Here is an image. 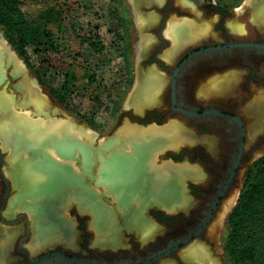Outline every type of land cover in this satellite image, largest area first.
<instances>
[{"label":"crops","instance_id":"1","mask_svg":"<svg viewBox=\"0 0 264 264\" xmlns=\"http://www.w3.org/2000/svg\"><path fill=\"white\" fill-rule=\"evenodd\" d=\"M126 2L129 7L133 25L135 24V27L139 26L141 30H145L147 28H154L155 26L159 25L162 18L159 9L166 4L167 0H161L159 3L155 2L153 4L140 2L138 3V5H133L129 0H126ZM172 3L178 9L194 7L193 12H195L196 14L193 13V17L195 18L183 13L175 14V17L173 16V19L177 22L179 21L185 24H193V27H195L194 30L197 31V33H200L202 35V38L200 39L201 41L196 43L193 42L188 45H177L173 43L174 45L170 46L168 50L163 49L161 54L164 55L161 56L166 63H171L173 60L175 61V59L179 57L180 53L184 49L191 46H196L204 40L212 39V37L208 35L211 34V32L208 33L206 31H203L202 23L200 21V11L196 8L193 0H172ZM239 6L240 10L248 12V21L251 23V25H253L258 33L262 34L264 32V0H242L241 5ZM143 7H148L153 10L144 12L141 10V8ZM135 12H140L141 14L154 13L155 15L157 14V17L156 20H152V22H149L145 25H137L134 19ZM231 14L233 13L231 12ZM238 14L239 16H236L240 17L241 14ZM216 18L218 17L210 19L211 27L216 22ZM226 26L231 33H235L237 35H242L248 30V23H245L239 18H236L235 15H233V17L231 15L226 19ZM154 31L155 30H152V32ZM211 31L216 32L215 29ZM147 38L148 37H143L142 40H139V45L140 42H143L144 44L146 41L150 40L152 42V45H146L147 47L151 46V48H153V43H157L155 35H151V37H149L148 39ZM142 45L138 47L145 46ZM9 47L12 49L10 45ZM178 50L181 51L176 54ZM165 53H167L170 57H166ZM17 57L21 59L18 55ZM261 60L263 61H257L254 63L256 65L257 74L264 77V73L261 67V64L264 63V57ZM21 61L24 63L22 59ZM24 66L26 71L25 75L28 76V79L30 78L29 80L31 83H34V85L36 84L35 88L37 89V91L41 92L43 88L38 83L37 78L34 74H29L28 68L25 63ZM246 72V69L240 66H237L236 68H227L225 70H222L221 72H213V74H211L209 77V87H207V85H204L205 88H210V100L217 103H229V100L225 99L227 97L224 98L222 94L218 93L219 89H221L220 87L228 92L229 90L234 91V88L236 86H241V84L245 82ZM22 79L23 78H19L18 81L20 82L21 80V82H23ZM15 83L16 82H14L13 85ZM248 86L249 89L258 91L260 94L254 98L253 107L250 109L248 117L250 119L249 124H247L245 120L247 117L240 112L243 115L242 119L244 121L246 131L245 144L246 142H248V139L250 140L251 144L257 142L264 143V86L255 83L248 84ZM162 89V87L157 89V91L152 95L154 98H156V102L153 105L143 107L140 104H134L133 106L136 107L137 114L143 115L146 111L152 109L165 111V93L164 91H162ZM150 91L151 90H148L147 94L150 93ZM43 95L45 96V98H47V100H49V98H52L48 93ZM151 98H148L146 100H149ZM228 105L229 104H227V106ZM36 106V104L29 103V110H27L28 113H24L31 121L27 122L28 124L30 123L29 126L33 124L32 126L34 128H38L39 136L37 137L39 138H37L36 136H30L29 134L7 137L5 133L10 132V130L7 128H5L4 130V122L2 123L3 132L0 131V145L2 146V149H9L11 151L7 157L8 163L3 168V174H5V176H8V178L10 179V189L16 192L14 196H10L8 198L5 206V216L7 220H4L5 218L0 219V264H18L26 260L27 255L34 256L55 249H62L68 253L73 254H85V252H88L90 248L97 251L117 252L122 249H127L131 245L127 237L128 233L133 234L135 236V240L141 244L150 243L160 232H162L163 228V224L158 218L153 215L152 211H157L165 214H177L180 212H185L187 208L191 209L196 205L197 199L190 192L189 182L194 185H204L209 179V175L201 163L195 162L193 160L191 161L187 156H183L180 158L173 157L179 154L180 151L184 148L193 149L199 147L204 150L205 154H207V156H209V158H211L217 166H220L223 161L220 149V137L216 133H201L197 131L195 127L187 126L184 121L176 117L167 118L162 123H139L135 121L132 122L130 120L125 121L129 123L130 130H124V122L122 127L120 128L121 135L111 136V138L116 141V146L114 147V149L111 150V148H101L103 143L110 138L107 137L106 139L105 137V141L100 146H98L99 150H97L96 148V150L94 149L91 152L89 140L85 139V153L83 151L81 156V153H79L77 149L75 150V143L72 140L73 137H64L63 133L64 123L71 124L74 123L73 120L67 119V121H59L57 116L58 105L56 104L48 103V106L42 108V111L39 110L38 106ZM224 108L228 109L229 111L233 110L226 106H224ZM41 119L43 120V122L41 121ZM33 120H35L36 122L34 121L33 123ZM51 120H53L54 122ZM57 121L60 125L57 123ZM56 130H58L57 132L59 133H56ZM59 134L61 135V137ZM179 135L182 137H180ZM45 136L50 137V140H44L46 139ZM178 137L180 139H178ZM44 141L48 142H45V144L47 143L46 147L41 146L42 143L43 145H45ZM159 141H162L163 143L161 146ZM27 142L29 143L27 144ZM39 143L40 146L38 145ZM148 143L150 144V146H148ZM151 143L153 145H151ZM157 145L160 147H158ZM23 146L25 147L22 148L23 150L21 151V147ZM30 146L35 149L30 150ZM25 148L29 149L26 150ZM139 148L140 150H138ZM36 149L39 152H37ZM141 149L144 150L142 151ZM24 151L28 155L25 154ZM50 152L53 153V156H51ZM262 154H264V152H260L258 156H261ZM79 156L81 157V159L79 158ZM135 158L139 159L138 162ZM26 165L28 167H26ZM38 168H41V170H38ZM123 173L124 176L126 174L125 177L127 178L123 176ZM150 173L153 174L154 177L151 176ZM49 177H51L52 179ZM60 177H62L63 179ZM53 178L56 179L53 180ZM147 178L149 180L151 178L150 182L149 180L147 181ZM50 179L51 182L49 181ZM116 179L118 180L117 182ZM146 181L149 183H146ZM53 182L56 187L52 185ZM122 183L124 187L121 186ZM145 186L147 188H145ZM148 186H150L151 188ZM52 188H54V190H52ZM91 188L92 190H90ZM129 188H131V191H129ZM176 188H179L178 191H176ZM68 189H71L70 192H67ZM158 190L160 191V193ZM163 191L165 192L163 193ZM131 192L133 193L129 196ZM134 192L136 193V195L140 194L145 198L143 199V197H140V195H138L139 197L136 196ZM175 192L177 194H175ZM84 193H86L85 196ZM120 193L122 194L121 197H123L124 199L120 197ZM126 193L128 196L126 195ZM161 193L164 195H168L169 193L170 194L168 195V197L166 196V198L164 195L162 196ZM154 194H156V197L154 196ZM97 195L99 197H97ZM123 195H126L127 197H124ZM147 195L148 197L146 198ZM131 196L134 203H132L131 201ZM133 196H135L136 199ZM169 196L174 198H171ZM153 197H155V199ZM160 197H165L167 203L170 202V200L171 202L167 204L165 202L166 200L161 201L165 198L162 199ZM176 199H178L179 201ZM191 199L192 201H190ZM159 201H161V203ZM82 203L84 204L82 205ZM171 203H173V206L171 205ZM92 204L93 206H91ZM44 205L48 206L47 209L43 208ZM178 205L181 207H177ZM34 206H36L35 209H33ZM136 206L138 208H136ZM38 207L41 209H38ZM78 207L80 208V210ZM36 208L40 211H38ZM28 210H31V212ZM34 210L38 211L37 214ZM49 210H51L50 213ZM45 212L47 214H44ZM30 213L33 214L31 215ZM42 213L43 216H45V219L47 217L46 220L44 219V217H41V215H38ZM49 214L51 215L50 217H48ZM27 219L30 233L27 239H25L22 243V252H19L17 251V242L26 229ZM43 219L46 222H44ZM53 220H55V222H53ZM80 220H82L83 226L79 225ZM66 221L68 222V225L66 224ZM62 223L64 224L62 225ZM48 224L49 226H52L49 227ZM59 225L62 227H59ZM34 227L36 228V230H38V233L36 230H34ZM87 232L89 233V238L87 245L84 246L82 244V238L83 234ZM10 235L11 237H9ZM35 240L37 242L39 240L42 243H36L34 242ZM1 251L3 253L2 255ZM179 257L181 258L182 255H179ZM163 264L179 263L176 258L167 257L163 260Z\"/></svg>","mask_w":264,"mask_h":264},{"label":"rangeland","instance_id":"2","mask_svg":"<svg viewBox=\"0 0 264 264\" xmlns=\"http://www.w3.org/2000/svg\"><path fill=\"white\" fill-rule=\"evenodd\" d=\"M23 1V9L28 19L38 28L49 29V31L54 32L55 34L54 42L58 45V48L54 53L48 54L46 59L48 63L44 65H50V69L47 73L48 76L43 77L47 79V83L52 87L60 90L61 84L64 81L63 75L67 74L68 85L70 84L69 89L72 91L73 95H68V92L65 93L69 97L67 98L68 103L73 111H67L64 109L54 98H49L48 101H50V104L58 105L57 116L59 120L62 119L60 121H65L66 119L73 120L75 124H78V126L84 130V133L86 132V136H81L80 138H78L79 136H77V134H74V136L84 141L85 139H88L91 152L94 149L96 150V148L99 150L98 146L105 141V137L106 139L107 137L110 138L103 143L101 148L114 149L116 141H114L111 136L121 135L120 128L125 121L130 120L134 122V120L146 119L145 116H143L146 112L143 115L137 114L136 107L133 105L140 104L143 107L152 105L156 102V98L152 95L161 87L163 88L162 91L165 93L164 102L166 110L162 113L154 112L152 117L159 121L163 118H167V116L176 117L184 121L187 126L191 124L190 126H197L200 130L214 132L220 137V149L223 158L220 166H217L216 163L205 154L203 149H187V151L191 153L192 158L201 161V164L209 175V179L204 185H195L194 191L198 196H196L198 199L195 207L192 209L187 208L185 212H180L179 214L168 215L169 226L165 227L163 224L162 232H160L150 243L141 244L135 240L133 234L128 233L127 237L130 240L131 245L127 249H122L119 252H96L92 250L90 253L85 252V254L88 253V256L91 258L93 257L98 260L103 259L109 263L120 259L135 260L138 257H145L152 251L165 246L170 239L187 235L189 230H193L197 225L201 224L204 210L208 209V205L216 196L219 188L218 185L226 180L228 170L232 165L234 154L237 150L236 138L238 135L237 125L229 122L224 117H189L183 113L174 111L169 105L170 87L168 83L170 81V74L174 70L177 61L175 59V61L173 60L171 63H166L164 60H161L162 58L158 60L156 58L157 52H160V56L164 55L161 54L163 49L168 50L176 41L179 42L178 30L171 28V21L177 23V21L173 19V16L175 17V14L184 13L193 17V13H195L193 12L194 7L178 9L172 3V0H167L166 4L159 9L162 15L159 25L154 28L151 27L141 30L139 26L135 27V24L133 25L126 0H67L65 4H63V0ZM129 1L131 2V0ZM140 2L153 4L155 2L159 3V0H136L137 4ZM193 2L196 8L200 11V21L202 23L203 31L208 33L211 32V34L208 35L212 37V39L204 40L198 45L211 46L216 43L264 40V32L262 34L258 33L248 21V12L240 10L239 5H241L242 0H220L218 4L216 1L209 2L208 0H193ZM237 8H239V10ZM59 9L60 11L62 10L61 13H58ZM141 10L148 12L153 9L143 7ZM66 12L68 15L67 18L64 19L62 16ZM220 12L224 13V16L221 15ZM231 12L233 14H231ZM139 13L140 12H137V15ZM238 13L241 14L240 17L236 16H239ZM144 15L146 16L149 14H142V16ZM231 15L232 17L235 15L236 18L248 23V30L244 34L237 35L229 31L226 26V19ZM214 17L218 18H216V22L211 27L210 19H213ZM134 19L137 25H140L137 21L139 19L135 18V13ZM71 23L74 24L75 31L81 30L83 34H89V32L93 30L92 33L96 36L95 40L98 41L102 47L100 49L102 52L100 55H94L95 53H92L90 45H81L78 43L74 33H71L73 31V26H70ZM147 23L149 22L141 25ZM186 25L187 30L185 31H187L188 36L191 35L192 32L197 33V31L194 30L195 27H193V24ZM214 29L216 32L211 31ZM152 30L155 31L152 32ZM1 35H3V32L0 29V36ZM151 35H155L157 43H153V48H151V46L147 47L146 45H152L150 40H148L147 43H144L145 46L143 48H145V53L139 58L137 49L138 46L143 44V42H140L139 45V40H142L143 37L149 38ZM127 43L130 45L129 54L124 58V56L120 54L124 53ZM45 44L41 48L49 46V42ZM28 52L32 57L33 65L37 67L38 56L40 55L33 53L30 48L28 49ZM255 54L256 51L254 49L237 48L228 51L225 55H220L217 50L209 49L192 56L181 65L178 77V106L186 109L197 107L200 110L215 105L220 107L226 106L233 109L232 111L234 114H239L241 118L243 115L246 116L247 118L245 120L247 124H249V112L253 107L254 98L260 94L258 91L249 89V86L244 82L241 86H236L234 91L229 90L228 92L220 87L221 89H219L218 93L222 94L224 98L227 97L225 99H228L229 103H217L210 100V88H205L204 85L209 87V77L217 70L221 72L222 70H225V68H236L242 64L244 60L251 61L252 63L263 61L261 60V57H257ZM41 58L43 59V56H40V59ZM91 59L93 61L89 64L88 61ZM73 60L76 62H73ZM261 67L264 73V63L261 64ZM85 71H92V73H87ZM249 71L250 72H248L246 76L248 81L245 80L248 84L255 83L252 79L253 77L264 80L259 78L260 76L256 71ZM28 72L29 74H34L29 68ZM90 74H94L92 82H89L91 80L88 79V75ZM137 76L139 78H137ZM18 80L19 79H17V81L14 80L13 83H17ZM12 86H7V91L12 95L15 94V103L12 104V106H14L13 109L15 110H8L6 108L5 110H2L3 116L7 117L12 111H17L16 113H20L24 116L26 115L24 112L28 113L27 110H29V105H27V103L25 105L24 103L22 104L25 99L23 93L20 90L18 91V89H15L13 84ZM148 90L151 91L147 94ZM41 93L46 94L47 92L43 88ZM148 98L151 99L146 100ZM227 104L229 105L227 106ZM78 114H85L91 117L90 119L92 121L89 122V124L80 119L77 116ZM26 118L27 116L25 119ZM10 128L11 127L7 129L10 130ZM129 128L130 127H128V129ZM37 130H29L28 134L30 136H36V134L39 133ZM10 152L9 149L3 150L0 145V170L2 173H4V166L8 163L7 157ZM260 152H264V143L257 142L251 144L249 139L246 144L244 142V151L240 159L238 172L229 186L227 194L222 198L219 206L216 208L208 226L199 236L183 245L178 251L176 250L172 253V258H176L179 264H189L183 256L180 258L179 255H181V250L183 248L195 243H202L214 248L216 251L218 250L217 252L221 264H227L223 251V234L225 231L226 218L237 201L247 168L254 160L260 157L258 156ZM263 155L264 154L261 156ZM3 175L4 176L0 174V219L5 218L4 220H7L5 216V206L8 198L14 196L16 192L10 189V179L8 176H5V174ZM236 191L237 196L235 202L220 220L217 233L213 236L210 231V226L214 221L216 214L219 212L222 203ZM27 222L28 219L26 220V229L22 234L23 238L28 237L30 233ZM79 225L83 226L82 220L79 221ZM88 238L89 233H84L82 238V243L84 245H87ZM18 248L23 250L22 242L18 244ZM154 264H163V260L156 261Z\"/></svg>","mask_w":264,"mask_h":264},{"label":"trees","instance_id":"3","mask_svg":"<svg viewBox=\"0 0 264 264\" xmlns=\"http://www.w3.org/2000/svg\"><path fill=\"white\" fill-rule=\"evenodd\" d=\"M63 1V4L67 2V0ZM208 1L213 2V0ZM215 1L217 4L220 2V0ZM23 6V0H0V29L3 36L26 66L34 72L41 87L64 109L73 111L67 99L68 95H73L69 89L67 74L63 75L64 81L60 90L52 87L43 77L48 76L47 73L50 69V65H44L48 63L46 60L48 54L54 53L58 48L54 42L55 34L49 29H40L35 26L28 19ZM58 11V13L62 12L60 9ZM220 13L224 16V13ZM67 15L66 12L62 17L66 19ZM70 26H73L71 33H74L79 44L90 45L94 55L102 53L100 50L102 47L95 40L96 36L92 33L93 30L89 34H83L81 30L75 31L73 23ZM46 40L49 42V46L41 48L47 43ZM129 47L130 45L127 43L124 53L120 54L124 58L129 54ZM29 48L33 53L43 56V59L38 56L37 67L32 63V57L28 52ZM92 61L91 59L88 63L90 64ZM73 62L76 61L73 60ZM85 72L92 73V71ZM93 78L94 74L88 75V79L91 80L89 82H92ZM253 79L256 80L255 77ZM65 92L69 94L66 95ZM77 116L87 123L92 121L91 117L85 114ZM223 251L227 264H264V155L254 160L247 168L237 201L226 218Z\"/></svg>","mask_w":264,"mask_h":264},{"label":"bare ground","instance_id":"4","mask_svg":"<svg viewBox=\"0 0 264 264\" xmlns=\"http://www.w3.org/2000/svg\"><path fill=\"white\" fill-rule=\"evenodd\" d=\"M161 0H159V2H160ZM178 1V0H177ZM179 1H183V0H179ZM131 2L133 3V5H138L137 3H136V0H131ZM238 10H239V8H238ZM156 17H157V14L155 15V14H149V15H144V16H142V14H138L137 15V12H135V18H138L139 20H137L138 21V23L139 24H144V23H146V22H150V21H152V20H155L156 19ZM233 21V20H232ZM231 21V22H232ZM233 23V22H232ZM230 24V23H229ZM231 26V25H230ZM179 29H178V28ZM171 28L173 29H177L178 30V37H179V42L178 41H176L175 42V44H177V45H188V44H190V43H196V42H199V41H201L200 39L202 38V35L200 34V33H194V32H192L191 33V35H189L188 36V33H187V31H185V30H187V25L185 24V23H183V22H172L171 21ZM206 35V34H205ZM184 39V40H183ZM146 41V40H145ZM145 43H147V41L145 42ZM145 45V44H144ZM144 45H142V46H144ZM181 50H178L177 52H176V54L177 53H179ZM144 53H145V48H143V47H138V49H137V54H138V56H139V58H141L143 55H144ZM165 56L166 57H170V56H168V54H166L165 53ZM141 70V69H140ZM139 71V70H138ZM141 72V71H140ZM26 74V71H25V66H24V64H23V62L21 61V59H19L18 57H17V55L14 53V51L9 47V45H8V43H7V41H6V39L3 37V36H0V88H1V90H0V131L1 132H3V128H4V130H5V128H9V127H11L10 128V132H6L5 133V135L7 136V137H13V136H16L17 134H18V136L22 133V134H28V131L29 130H33V129H36L37 130V128H34L32 125L33 124H31V126H29V124L27 123L28 121H30L29 119H25V117H26V115H22V114H20V113H16V112H10L9 113V115L7 116V117H4L3 116V113H2V110H5L6 108L8 109V110H11V109H13V107L14 106H12V104L13 103H15V98H14V95H12V94H10L8 91H7V86H12V84H13V81L14 80H16L17 81V79H19V78H23L22 79V81L23 82H21V80H20V82L18 81L17 83H15L14 84V88L15 89H18V91L20 90L22 93H23V95H24V97H26L25 99H24V101L22 102V104L24 103V105L27 103L28 105H29V103H31V104H36L38 107H39V110H41L42 111V108H44V107H47L48 106V103H49V101L47 100V98H45V96L43 95V94H41V92L40 91H37V89L35 88L36 86V84L34 85V83H31L30 82V78L28 79V76H26L25 75ZM140 75V74H139ZM146 76V75H145ZM155 76L157 77V75L155 74ZM149 77V76H148ZM137 78H139L138 76H137ZM143 78V77H142ZM147 78V77H146ZM158 78V77H157ZM34 81V80H33ZM142 81V80H141ZM144 81V80H143ZM147 81V80H146ZM35 82V81H34ZM150 85V84H149ZM13 87V86H12ZM139 87V86H138ZM11 88V87H10ZM11 90V89H10ZM16 93V92H15ZM23 97V96H22ZM132 99V98H131ZM25 100H27V101H25ZM21 101V100H20ZM18 102V101H17ZM36 106V107H37ZM34 108V107H33ZM48 109V108H47ZM15 110V109H14ZM43 111H45V110H43ZM47 111V110H46ZM48 112V111H47ZM34 113V112H33ZM32 113V114H33ZM46 114V113H45ZM44 114V115H45ZM35 115V114H34ZM46 117V116H45ZM44 117V118H45ZM49 117V116H48ZM39 118V117H38ZM36 120V119H35ZM35 120H33V123H34V121ZM59 120V119H58ZM60 120H62V119H60ZM59 120V121H60ZM41 121L43 122V120L41 119ZM51 121H53V120H51ZM56 121V120H55ZM66 121H67V119H66ZM4 122V124H5V126L2 128V123ZM31 122V121H30ZM36 122V121H35ZM49 122H50V120H49ZM54 122V121H53ZM69 122V121H68ZM38 123V122H37ZM36 123V124H37ZM41 123V122H40ZM57 123H58V121H57ZM39 124V123H38ZM59 124V123H58ZM57 124V125H58ZM60 125V124H59ZM129 125V123H127V122H125V129H127V130H130V128L128 129V127H130V126H128ZM55 127H57V126H55ZM133 128H135V127H133ZM258 128V127H257ZM13 129H14V131H13ZM60 129V128H59ZM58 129V130H59ZM17 130H18V132H17ZM58 130H56V133H59V132H57ZM38 131V130H37ZM63 133H64V137H68V138H71V137H73L72 138V140L74 141V143H75V150L77 149V151L79 152V153H81V156H82V153H83V151H84V153H85V141L84 140H80V139H78V138H80L81 136H86L85 135V133H84V130L80 127V126H78V124H75V123H71V124H67V123H64V125H63ZM54 134V133H53ZM74 134H77V136H79L78 138H76L75 136H74ZM60 135V134H59ZM150 135H151V133H150ZM155 135V134H154ZM185 135V134H184ZM33 136V135H32ZM37 136H39V133H37L36 134V137ZM56 136V135H55ZM180 136V135H179ZM186 136V135H185ZM184 136V137H185ZM28 137V136H27ZM44 137V136H43ZM43 137H41V138H43ZM46 137V136H45ZM60 137H61V135H60ZM180 137H182V136H180ZM30 138V137H29ZM37 138H39V137H37ZM36 138V139H37ZM50 137H46V139H44V140H50L49 139ZM53 138V137H52ZM57 138V137H56ZM20 139V138H19ZM178 139H180L179 137H178ZM187 139V138H186ZM41 140H43V139H41ZM55 140H57V139H55ZM24 141V140H23ZM27 141H28V139H27ZM163 141V140H162ZM162 141H159L160 142V146L163 144L162 143ZM179 141V140H178ZM25 142V141H24ZM45 142H47V141H44V144H45ZM158 142V141H157ZM177 142V141H176ZM29 142H27V144H28ZM40 143H41V141H40ZM40 143L38 144L39 146H40ZM48 143V142H47ZM46 143V144H47ZM50 143V142H49ZM70 143H72V142H70ZM26 144V143H25ZM46 144L45 145H43V143H42V145L41 146H44V147H46ZM149 144V143H148ZM147 144V145H148ZM22 145V144H21ZM20 145V146H21ZM23 145H24V143H23ZM33 145V144H32ZM31 145V146H32ZM37 145V144H36ZM151 145H153L152 143H151ZM30 146V147H31ZM38 146V147H39ZM146 146V145H145ZM148 146H150V144L148 145ZM158 146V145H157ZM160 146H158V147H160ZM25 146H23V147H21V151L23 150L22 148H24ZM29 147V146H28ZM35 147V146H34ZM40 148V147H39ZM42 148V147H41ZM84 148V149H83ZM20 149V148H19ZM26 150H28L27 148H25ZM35 149V148H34ZM33 149V147H31V149L30 150H34ZM29 150V151H30ZM138 150H140V148L138 149ZM142 151L144 150V149H141ZM29 151H27V152H29ZM36 151H37V149H36ZM37 152H39V151H37ZM52 152V151H51ZM50 152V153H51ZM24 153L25 154H27L25 151H24ZM137 153V152H136ZM142 154V153H141ZM146 154V153H145ZM150 154V153H149ZM152 154V153H151ZM28 155V154H27ZM154 155V154H153ZM51 156H53V153H51ZM56 156V155H55ZM147 157V156H146ZM79 158L81 159V157L79 156ZM130 158V157H129ZM139 158V157H138ZM138 158H135L136 160H137V162H138ZM148 158V157H147ZM50 159H52V158H50ZM141 159H142V157H141ZM144 159V158H143ZM88 160V159H87ZM144 161V160H143ZM145 161H146V159H145ZM64 162H66V161H64ZM68 162V161H67ZM82 162V161H81ZM140 162V161H139ZM31 163V162H30ZM85 163H86V161H85ZM142 163V162H141ZM32 164V163H31ZM84 164V163H83ZM19 165V164H18ZM70 166V165H69ZM15 167V166H14ZM22 167V166H21ZM26 167H28L27 165H26ZM38 167H40V166H38ZM150 167V166H149ZM67 168V167H66ZM81 168H83V167H81ZM124 168V167H123ZM37 169V168H36ZM41 170V168H38V170ZM88 169V168H87ZM105 170V169H104ZM108 170V169H107ZM148 170H149V168H148ZM148 170H147V172H148ZM123 171H124V169H123ZM91 172V171H90ZM93 172V171H92ZM131 172V171H130ZM125 173V172H124ZM124 173H123V176H124ZM145 173V172H144ZM104 174H106V173H104ZM143 174V173H142ZM151 174V173H150ZM42 175V174H41ZM94 175V174H93ZM103 175V174H102ZM118 175V174H117ZM116 175V176H117ZM107 176V175H106ZM113 176V175H112ZM125 176H126V174H125ZM124 176V177H125ZM139 176V175H138ZM150 176V175H149ZM149 176H148V178H149ZM151 176H153V174H151ZM197 176V175H196ZM201 176V175H200ZM52 177H54V176H52ZM142 177H143V175H142ZM147 177V176H146ZM146 177H145V179H146ZM154 177V176H153ZM49 178H51V177H49ZM48 178V179H49ZM58 178V177H57ZM60 178H62V177H60ZM125 178H127V177H125ZM125 178H124V180H125ZM147 178V181L149 180ZM199 178H201V177H199ZM52 179V178H51ZM51 179L49 180L50 182H51ZM54 179H56V178H53V180ZM63 179V178H62ZM120 179V178H119ZM59 180V179H58ZM110 180V179H109ZM121 180V179H120ZM150 180H151V178H150ZM150 180H149V182H150ZM56 181V180H55ZM118 180L116 179V182H117ZM146 181V183H149V182H147ZM60 182V181H59ZM59 182H57V183H59ZM177 182V181H176ZM153 183V182H152ZM175 183V182H174ZM157 184H158V182H157ZM176 184V183H175ZM53 186H55L54 185V182H53V184H52ZM145 185V184H144ZM147 185V184H146ZM156 185V184H155ZM121 186H123V183H122V185ZM139 186V185H138ZM56 187V186H55ZM116 187V186H115ZM124 187V186H123ZM123 187H121V188H123ZM148 187H150V186H148ZM153 187V186H152ZM157 187V186H156ZM167 187V186H166ZM169 187V186H168ZM172 187V186H171ZM145 188H147L146 186H145ZM151 188V187H150ZM155 188V187H154ZM174 188V187H173ZM130 190L129 191H131V188H129ZM139 189H141V188H139ZM138 189V190H139ZM144 189V188H143ZM149 189V188H148ZM153 189V188H152ZM177 189V188H176ZM179 189V188H178ZM178 189L176 190V191H178ZM52 190H54V188H52ZM59 190V189H58ZM71 190V189H70ZM70 190L68 189L67 190V192L69 191L70 192ZM90 190H92V188L90 189ZM116 190V189H115ZM118 190V189H117ZM128 190V189H127ZM138 190H136V191H138ZM156 190V189H155ZM128 191V192H129ZM135 191V192H136ZM142 191V190H141ZM159 191V190H158ZM60 192V191H59ZM119 192H121V191H119ZM125 192H127V191H125ZM134 192V193H135ZM165 191H163V193H164ZM185 192V191H184ZM82 193V192H81ZM86 193H87V191H86ZM86 193H84V196H85V194ZM133 192H131L130 194H129V196L132 194ZM140 193V192H139ZM142 193V192H141ZM157 193V192H156ZM159 193H160V191H159ZM174 193V192H173ZM230 193V192H229ZM121 194V193H120ZM143 194V193H142ZM145 194V193H144ZM162 194V193H161ZM170 194V193H169ZM168 194V195H169ZM172 194V193H171ZM175 194H177L176 192H175ZM73 195V194H72ZM88 195V194H87ZM90 195V194H89ZM99 195V194H98ZM97 195V197H99ZM103 195V194H102ZM102 195H101V197H102ZM126 195H127V193H126ZM125 195V196H126ZM135 195H136V193H135ZM138 195H140V194H138ZM138 195H136V196H138ZM156 194H154V196H155ZM164 194H162V196H163ZM168 195H164L165 197L167 196L168 197ZM174 195V194H173ZM183 195H184V193H183ZM188 195V194H187ZM122 196V194L120 195V197ZM124 196V195H123ZM124 196V197H125ZM128 196V195H127ZM126 196V197H127ZM159 196V195H158ZM182 196V195H181ZM236 196H237V191L236 192H234L227 200H223L222 202V205H221V207H220V210H219V212L216 214V216H215V218H214V221L212 222V224H211V226H210V231H211V234L213 235V236H215L216 235V233H217V230H218V226H219V222H220V220L223 218V216L228 212V210L231 208V206L233 205V203L235 202V199H236ZM89 197V196H88ZM94 197H96V196H94ZM93 197V198H94ZM107 197V196H106ZM134 198H135V196H133ZM139 197V196H138ZM137 197V198H138ZM140 197H143V199L145 198L144 196H141L140 195ZM148 197V195L146 196V198ZM156 197V196H155ZM155 197H153L154 199H155ZM165 197H163V198H165ZM166 197V198H167ZM169 197H171V196H169ZM184 197V196H183ZM187 197H190V196H187ZM121 198H123V197H121ZM131 198V201H132V203H134L133 202V199H132V196L130 197ZM129 198V199H130ZM160 198H162V197H160ZM162 198V199H163ZM166 198L165 199H163V200H161V201H164V200H166ZM171 198H174V197H171ZM186 198V197H185ZM69 199V198H68ZM71 199V198H70ZM74 199H76V198H74ZM91 199V198H90ZM105 199V198H104ZM124 199V198H123ZM136 199V198H135ZM152 199V198H151ZM226 199V198H225ZM77 200H79V199H77ZM82 200V199H81ZM89 200V199H88ZM126 200V199H125ZM142 200V199H141ZM169 200V199H168ZM176 200H178V199H176ZM70 201V200H69ZM92 201V200H91ZM121 201V200H120ZM143 201V200H142ZM161 201H159L160 203H161ZM179 201V200H178ZM190 201H192V199L190 200ZM189 201V202H190ZM16 202V201H15ZM19 202V201H18ZM102 202V201H101ZM145 202V201H144ZM166 203H167V200L165 201ZM170 202H171V200H170ZM170 202H168V203H170ZM61 203V202H60ZM89 203H92V202H89ZM143 203V202H142ZM167 203V204H168ZM176 203V202H175ZM178 203V202H177ZM183 203V202H182ZM69 204V203H68ZM84 203H82V205H83ZM88 205V204H87ZM95 205H96V203H95ZM130 205H131V203H130ZM135 205H136V203H135ZM171 205L173 206V203H171ZM175 205V204H174ZM45 206V205H44ZM43 206V208H46L47 209V207L48 206H45L44 207ZM61 206V205H60ZM66 206V205H65ZM68 206V205H67ZM90 206V205H89ZM88 206V207H89ZM91 206H93V204L91 205ZM166 206V205H165ZM171 206V207H172ZM183 206V205H182ZM186 206H187V204H186ZM189 206V205H188ZM35 207L36 206H34V208L33 209H35ZM41 207V206H40ZM62 207V206H61ZM88 207H87V209H88ZM177 207H181V206H177ZM42 208V209H43ZM79 208V207H78ZM136 208H138L137 206H136ZM37 209V208H36ZM38 209H41V208H39L38 207ZM37 209V210H38ZM79 210H80V208H79ZM28 211H30L31 212V210H28ZM35 211V210H34ZM38 211H40V210H38ZM38 211H35V213L37 214V212ZM50 211L51 210H49V213H50ZM55 211H56V207H55ZM55 211H54V213H55ZM63 211V210H62ZM48 212V211H47ZM66 212V211H65ZM65 212H64V214H65ZM102 212V211H101ZM31 214V213H30ZM33 214V213H32ZM31 214V215H32ZM44 214H47L46 212L44 213ZM39 216L41 215V217H44V219H45V216H43V213L42 214H38ZM51 215L49 214V216L48 217H50ZM54 216V215H53ZM65 216V215H64ZM34 217V216H33ZM38 217V216H37ZM55 217V216H54ZM53 217V218H54ZM52 218V217H51ZM51 218H50V220H51ZM44 219H43V221H44ZM46 219H47V217H46ZM45 219V220H46ZM55 219V218H54ZM61 219V218H60ZM59 219V220H60ZM57 220V219H56ZM98 220H99V218H98ZM40 221H41V219H40ZM48 221H49V219H48ZM48 221H47V223H48ZM44 222H46V221H44ZM53 222H55V220H53ZM37 223H39V222H37ZM61 223V222H60ZM59 223V224H60ZM68 222L66 221V224H67ZM57 224V223H56ZM64 223H62V225H63ZM70 224V223H69ZM35 225V224H34ZM68 225V224H67ZM46 226H47V224H46ZM48 226H49V224H48ZM50 226H52V225H50ZM49 226V227H50ZM56 226V225H55ZM40 227V226H39ZM59 227H62V226H60L59 225ZM64 227V226H63ZM66 227V226H65ZM36 228H37V225H36ZM36 228L34 227V230H36ZM45 228V227H44ZM44 228H42V229H44ZM56 228H58V227H56ZM55 229V228H54ZM47 230V229H46ZM147 230V229H146ZM37 231V233H38V230H36ZM55 231V230H54ZM36 233V232H35ZM146 233V232H145ZM17 234V233H16ZM13 235V234H12ZM48 235H49V232H48ZM145 235V234H144ZM32 236H34V235H32ZM44 236H46V235H44ZM9 237H11V235L9 236ZM12 237H14V236H12ZM49 237V236H48ZM8 238V237H7ZM11 239H13V238H11ZM53 239V238H52ZM2 240V239H1ZM32 240V239H31ZM34 240V239H33ZM107 240V239H106ZM199 240V239H198ZM45 241V240H44ZM112 241V240H111ZM11 242V241H10ZM34 242H36V243H39V242H41V241H39L38 240V242L35 240ZM33 242V243H34ZM42 243V242H41ZM115 243V242H114ZM31 245V244H30ZM218 247V246H217ZM216 247V248H217ZM1 250V249H0ZM218 251V250H217ZM214 248H211V247H209V246H207V245H205V244H202V243H195V244H190L189 246H187V247H185V248H183L182 250H181V255L184 257V259H186L187 261H188V263L189 264H221V261H220V258H219V256H218V252H217ZM220 252V251H219ZM3 253H2V251H1V255H2Z\"/></svg>","mask_w":264,"mask_h":264},{"label":"flooded vegetation","instance_id":"5","mask_svg":"<svg viewBox=\"0 0 264 264\" xmlns=\"http://www.w3.org/2000/svg\"><path fill=\"white\" fill-rule=\"evenodd\" d=\"M238 42H255V43H264V40L262 39L261 41H238ZM230 43H237V42H229V43H216V44H213V45H196V46H191V47H189V48H186V49H184L181 53H180V55H179V57L176 59V65H175V67H174V70L171 72V74H170V81H169V87H170V102H169V105H170V107L174 110V111H177V112H179V113H183V112H181V111H179L178 110V108H182V109H186V108H184V107H180V106H178V77H179V74H180V70H181V65L184 63V62H186L188 59H190L192 56H194V55H196V54H199V53H201V52H203V51H205V50H209V49H212V50H217L219 53H220V55H225L228 51H232L233 49H237V48H243V49H254L255 51H256V54H255V56H257V57H261V58H263L264 57V53L263 52H258L257 51V49L256 48H245V47H228V44H230ZM193 48V49H192ZM191 49V50H190ZM162 51V50H161ZM159 53V54H158ZM178 54V53H177ZM156 58L159 60V59H161L162 57L160 56V52H157V56H156ZM161 60H163V58L161 59ZM240 67H242V68H245L246 69V74H245V80L246 81H248L247 79H246V76H247V73L248 72H250L249 70H252V71H256V65H255V63L253 62H251V61H247V60H244L243 62H242V64H240L239 65ZM225 69H227V68H225ZM218 71V70H217ZM216 72V71H215ZM169 73V72H168ZM167 73V74H168ZM169 75V74H168ZM260 76V75H259ZM252 77V76H251ZM259 78H261V79H264V77L263 76H260ZM253 79V78H252ZM255 79L256 80H254L253 79V81L256 83V84H258V85H263L264 86V83H261V82H264V80H260V79H257L256 77H255ZM173 80H174V85H173ZM244 82L246 85H248V82ZM165 100V99H164ZM154 102V101H153ZM155 103V102H154ZM153 103V104H154ZM152 104V105H153ZM193 109H196L198 112H199V115H187V114H185V113H183L184 115H187V116H189V117H202V116H207V117H211V116H215V117H224V118H226L229 122H231V123H235V121H233V120H231L230 119V117L229 116H237V117H239L240 119H241V121H242V123H243V127H244V131H245V126H244V121L242 120V118H241V116L239 115V114H234V112H232V111H229L228 109H225L224 108V106L223 107H220V106H218V105H215V106H213V107H210V108H204V109H198L197 107H193V108H191V109H186V110H193ZM206 109H217V110H220L221 112H223L224 113V116H218V115H215V114H213V113H209V114H202V112L204 111V110H206ZM154 112H165V111H158V110H155V109H152V110H149V111H146V113H145V115H143V116H145V118L146 119H143V120H134L135 122H139V123H148V122H156V123H162V122H164L167 118H170V117H172V116H167V118H163L162 120H156V118H154V117H152V115H154L153 113ZM229 115V116H228ZM236 125H237V123H235ZM191 125V124H190ZM189 125V126H190ZM191 127H195L196 128V130L197 131H199V132H201V133H208V131L207 130H200V128H198L197 126H191ZM238 131H239V127H238V125H237V134H238ZM245 137H246V131H245V135H244V137H243V140H244V142H245ZM237 150H236V153L234 154V159H233V161L235 160V158H236V155H237V152H238V142H239V137H238V135H237ZM196 148H199V147H196ZM193 149H195V148H193ZM189 150H192V149H189ZM243 151H244V146H243ZM243 151H242V153H243ZM242 153H241V156H242ZM183 156H187L188 158H189V160H193V161H195V162H199V163H201V161L200 160H198V159H195V158H192V155H191V153H189L188 151H187V149L186 148H184V149H182L181 151H180V153L179 154H177L176 156H174L173 158H180V157H183ZM240 159H241V157H240ZM233 161H232V164H233ZM239 163H240V161H239ZM204 167V166H203ZM232 167V165L230 166V168ZM229 168V169H230ZM238 168H239V165H238V167H237V169H236V173H235V175H234V177H233V179H232V181L230 182V184H229V186L231 185V183L233 182V180H234V178H235V176H236V174H237V172H238ZM228 175H229V170H228ZM228 175H227V178H226V180H224L223 181V183L222 184H219L218 185V190H217V193H216V196L214 197V199L212 200V202L208 205V209L207 210H204V216L202 217V219H201V224H199V225H197L196 227H195V229H193V230H189L188 231V234L187 235H189V232H191V231H194V230H196L197 229V227H199V226H202V221H203V219L204 218H206L207 217V214H206V212L207 211H210V210H212V204H213V202L215 201V199L217 198V197H219V201L217 202V204H216V207L212 210V216L210 217V219H209V221H208V224H209V222H210V220H211V218L213 217V215H214V212H215V210H216V208L219 206V204H220V201L222 200V198L227 194V192H228V189H229V186L226 188V190H225V193H224V195H222V196H219V192H221L222 190H223V188H224V186H225V184H226V181H227V179H228ZM196 186H200V185H196ZM189 189H190V192H191V194H193L195 197L197 196V194H196V192L194 191L195 190V185L194 184H192V183H190L189 182ZM198 197V196H197ZM196 197V199H198ZM196 206V205H195ZM194 206V207H195ZM193 208V207H192ZM191 208V209H192ZM152 213H153V215L156 217V218H158L159 220H160V222L162 223V224H164V226L166 227H168L169 226V220H168V215H174V214H165V213H160V212H157V211H152ZM177 214H179V213H177ZM208 224H207V226H208ZM206 226V227H207ZM206 227H204L203 229H202V231L206 228ZM201 231V232H202ZM200 232V233H201ZM187 235H184V236H178V237H185V236H187ZM200 235V234H199ZM199 235H197V236H199ZM197 236H193V238L191 239V240H193L195 237H197ZM25 239H27V237L26 238H23V236L21 235L20 236V238H19V241L17 242L18 244L19 243H23V241L25 240ZM176 239V238H175ZM171 240V239H170ZM169 240V241H170ZM191 240H189L188 242H190ZM130 241V240H129ZM169 241L167 242V244L169 243ZM187 242V243H188ZM187 243H185V244H187ZM83 244V243H82ZM166 244V245H167ZM185 244H181L180 245V247L178 248V249H175L174 251H172L171 252V254L170 255H168V256H166V257H163V258H161L162 260H164L165 258H167V257H172V253L173 252H175L176 250L178 251L179 249H181V247L183 246V245H185ZM84 245V244H83ZM165 245V246H166ZM84 246H86V245H84ZM164 247V246H163ZM162 248V247H161ZM160 249V248H159ZM92 250H94V249H89V251H88V253H90V251H92ZM17 251H19V252H22V250H20L19 248H18V245H17ZM94 251H96L97 252V250H94ZM156 251V250H155ZM52 252H62V253H64V254H66V255H68V256H75V257H79V258H84V259H96V258H91L90 256H88L89 254L87 253V254H73V253H68V252H66V251H64V250H62V249H55V250H50V251H46V252H43V253H40V254H38V255H34V256H29V255H27V257H26V260H24L23 262H21V263H18V264H27V263H29L30 261H31V259L32 258H35V257H40V256H42V255H46V254H50V253H52ZM98 252H106V251H98ZM119 252V251H118ZM153 252V251H152ZM150 254V253H149ZM147 256V255H146ZM145 256V257H146ZM145 257H138V258H142L143 260H145ZM137 259V258H136ZM161 259H159V260H161ZM96 260H98V259H96ZM101 260H103V259H101ZM159 260H156V261H159ZM100 261V260H99ZM156 261H153L152 263H150V264H154Z\"/></svg>","mask_w":264,"mask_h":264},{"label":"water","instance_id":"6","mask_svg":"<svg viewBox=\"0 0 264 264\" xmlns=\"http://www.w3.org/2000/svg\"><path fill=\"white\" fill-rule=\"evenodd\" d=\"M228 47H245V48H256L258 52L264 53V43H255V42H237V43H230ZM174 85V80H173ZM179 111L187 114V115H199V112L196 109L193 110H186L182 108H178ZM213 113L218 116H224V113L217 109H206L202 112V114H209ZM229 116V115H228ZM231 120L235 121L239 127L238 131V152L236 155L235 160L233 161L232 167L229 169L228 179L226 184L221 192H219V196L224 195L226 188L229 186L230 182L232 181L236 169L239 165L241 153L243 151L244 140L243 137L245 135L243 123L241 119L237 116H229ZM0 174L3 175L2 171L0 170ZM219 201V197L215 199L212 204V210L216 207L217 202ZM212 210L207 211V217L203 219L202 226L197 227L196 230L189 232V235L185 237H177L176 239H171L169 243L160 248L156 251L151 252L145 257V260L142 258H137L135 260L132 259H120L115 260L112 263H109L105 260H96V259H84L75 256H68L62 252H52L50 254L42 255L40 257L32 258L31 261L27 264H150L153 261L159 260L163 257H166L171 254L172 251L178 249L181 244L187 243L189 240L193 238V236H197L200 234L202 229L207 226L210 217L212 216Z\"/></svg>","mask_w":264,"mask_h":264},{"label":"built area","instance_id":"7","mask_svg":"<svg viewBox=\"0 0 264 264\" xmlns=\"http://www.w3.org/2000/svg\"><path fill=\"white\" fill-rule=\"evenodd\" d=\"M213 2H215V0H213Z\"/></svg>","mask_w":264,"mask_h":264}]
</instances>
